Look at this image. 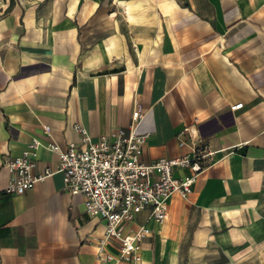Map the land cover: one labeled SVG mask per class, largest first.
Wrapping results in <instances>:
<instances>
[{
  "label": "crops",
  "instance_id": "1",
  "mask_svg": "<svg viewBox=\"0 0 264 264\" xmlns=\"http://www.w3.org/2000/svg\"><path fill=\"white\" fill-rule=\"evenodd\" d=\"M9 4L0 0V264H100L103 221L62 173L12 194L4 162L39 139L35 173L57 168L48 144L80 143L77 125L96 141L128 127L135 109L148 134L145 162L192 153L179 146L186 126L215 151L163 224L146 222L147 211L129 224L153 229L144 264H179L182 244L183 264H238L264 243V0ZM178 233V248L163 253V236Z\"/></svg>",
  "mask_w": 264,
  "mask_h": 264
},
{
  "label": "built area",
  "instance_id": "2",
  "mask_svg": "<svg viewBox=\"0 0 264 264\" xmlns=\"http://www.w3.org/2000/svg\"><path fill=\"white\" fill-rule=\"evenodd\" d=\"M243 103L234 104L238 109ZM132 122L128 127L118 128L93 140L89 133L77 125L82 134L80 143L70 142L66 149L56 143L47 145L59 154L57 168H45L35 173L42 142L33 140L20 156L7 159L4 166L10 178L6 192L22 195L40 180L61 172L65 188L73 195L84 198L85 212L104 222V234L96 241L100 264H144L143 241L152 235L153 229L146 222L154 220L163 224L170 213L169 206L175 195L187 197L198 177L213 162L215 151L210 150L203 140L192 134L190 126L179 134V146L188 144L192 153L179 157H163L150 163L142 159L148 134L138 131L143 114L133 110ZM189 135V141L185 138ZM188 168L189 174L176 175ZM147 211L145 223L131 229L129 224ZM114 240L117 252L109 250Z\"/></svg>",
  "mask_w": 264,
  "mask_h": 264
},
{
  "label": "rangeland",
  "instance_id": "3",
  "mask_svg": "<svg viewBox=\"0 0 264 264\" xmlns=\"http://www.w3.org/2000/svg\"><path fill=\"white\" fill-rule=\"evenodd\" d=\"M101 226H102V230H103V234H104V231H105L104 222H102ZM163 237L164 238L161 241V242H163L162 243L163 253H165L166 250L169 253V252H172L174 249L178 248L179 242H177V241L179 240L180 233L176 234L175 238L170 237V241H165V239H167V236L166 237L163 236ZM168 240H169V238H168ZM184 247L185 246L182 244V246L180 248V252H179V258H180L179 264L184 263V260H182V258L184 257V250H185ZM244 251L245 252L248 251L247 253L249 256L243 255L244 257H243V259H241L242 261L241 260L238 261V264H264V258H262L263 257L262 253L264 252V243H261L258 240V242H254L252 246L248 247V249H245Z\"/></svg>",
  "mask_w": 264,
  "mask_h": 264
},
{
  "label": "trees",
  "instance_id": "4",
  "mask_svg": "<svg viewBox=\"0 0 264 264\" xmlns=\"http://www.w3.org/2000/svg\"><path fill=\"white\" fill-rule=\"evenodd\" d=\"M14 1H15V0H10L9 9L12 8V5L14 4Z\"/></svg>",
  "mask_w": 264,
  "mask_h": 264
}]
</instances>
